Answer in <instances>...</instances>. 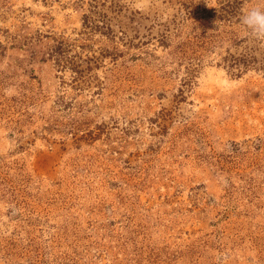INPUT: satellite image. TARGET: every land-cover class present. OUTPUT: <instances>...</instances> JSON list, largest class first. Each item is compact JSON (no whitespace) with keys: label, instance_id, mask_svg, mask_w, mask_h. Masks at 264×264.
Masks as SVG:
<instances>
[{"label":"rangeland","instance_id":"1","mask_svg":"<svg viewBox=\"0 0 264 264\" xmlns=\"http://www.w3.org/2000/svg\"><path fill=\"white\" fill-rule=\"evenodd\" d=\"M0 0V264H264V0Z\"/></svg>","mask_w":264,"mask_h":264},{"label":"clouds","instance_id":"2","mask_svg":"<svg viewBox=\"0 0 264 264\" xmlns=\"http://www.w3.org/2000/svg\"><path fill=\"white\" fill-rule=\"evenodd\" d=\"M206 3L209 7H214L209 0ZM239 24L250 39L264 46V3L243 8Z\"/></svg>","mask_w":264,"mask_h":264}]
</instances>
